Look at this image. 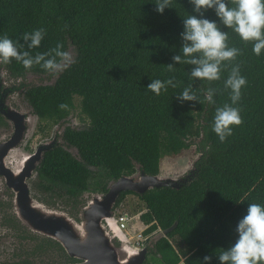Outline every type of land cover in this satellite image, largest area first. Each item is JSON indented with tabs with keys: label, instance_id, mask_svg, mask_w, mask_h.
<instances>
[{
	"label": "trees",
	"instance_id": "1",
	"mask_svg": "<svg viewBox=\"0 0 264 264\" xmlns=\"http://www.w3.org/2000/svg\"><path fill=\"white\" fill-rule=\"evenodd\" d=\"M193 8L189 0H172L161 15L155 10V0H0V36L18 40L28 51L20 36L43 28L45 39L40 48L31 50L33 57L51 52L57 44L67 53L69 46L75 50L74 62L56 75L40 66L26 71L15 60L4 65L15 78L28 72L55 78L24 92L38 118V131L65 123L76 105L88 120L80 129L65 127L61 138L66 147L55 145L44 153L32 181L39 192L34 198L55 209L58 205L53 199H58L77 218L86 205L85 193L108 190L106 182H96L91 189L96 170L105 171L111 181L136 171L156 176L164 156L196 147L199 157L179 188L124 192L116 202L115 208L128 195L141 201L136 211H142L145 235L177 223L150 249L145 264H204L205 257H209L208 264H220V252L238 239L236 228L249 204H264V55H253L252 44L242 43L224 27L214 10H201L199 18L217 23L228 34L229 46L240 49L241 55L224 65L219 81L191 78L196 66L175 63L173 58L183 59L184 20L198 15ZM237 64L247 85L233 107L240 109L243 122L220 143L211 130L212 121L216 108L231 104L224 81ZM157 79L172 82L160 96L147 91ZM189 88L196 99L181 100V93ZM209 88L215 92L213 104L205 99ZM4 125L0 115V127ZM67 148H75L76 155ZM8 195L9 201H0V223L6 220L17 236L36 240L19 223L13 193ZM54 249L57 262L39 259ZM25 252L27 257L38 258L37 264L69 260L61 245L50 238L40 239L33 250ZM149 256L156 261L148 262Z\"/></svg>",
	"mask_w": 264,
	"mask_h": 264
},
{
	"label": "clouds",
	"instance_id": "2",
	"mask_svg": "<svg viewBox=\"0 0 264 264\" xmlns=\"http://www.w3.org/2000/svg\"><path fill=\"white\" fill-rule=\"evenodd\" d=\"M155 2L156 12L162 15L172 0H155ZM189 2L198 15H190L184 20V32L181 36L185 41L182 47L183 59L181 56L173 59L175 63L196 66L191 72V78L209 83L219 81L224 65L235 62L241 55L240 49L229 46L228 34L220 31L217 23L199 18L203 16L201 10H214L217 19L224 27L237 35L242 43L252 44L253 55L256 57L264 55V0H227V2L226 0H189ZM45 36L46 32L43 28L23 33L19 39L27 44L28 51H24V46L20 45L18 40L0 36V65H9L15 60L26 71L32 70L35 66H40L44 72L52 75L65 71L74 61L63 50L62 44H57L51 52L38 53L35 57L31 55V50L41 47ZM172 70L169 66L168 71ZM171 83L157 79L148 85L147 91L160 96L166 91L167 84ZM246 85L247 81L241 75L239 65L233 66L224 81V88L230 90L231 104L216 108L212 121L211 130L220 143L231 137L233 128L239 127L243 122L240 109L233 105H237L241 100V90ZM190 91V88L185 89L179 98L183 101L196 99L189 94ZM214 95V90L209 88L205 96L209 104L214 103ZM236 233L238 239L235 243L228 250L220 252V264H264V204H249L247 214L237 225ZM208 262L209 257H205L204 264Z\"/></svg>",
	"mask_w": 264,
	"mask_h": 264
},
{
	"label": "water",
	"instance_id": "3",
	"mask_svg": "<svg viewBox=\"0 0 264 264\" xmlns=\"http://www.w3.org/2000/svg\"><path fill=\"white\" fill-rule=\"evenodd\" d=\"M2 105L0 100V106ZM0 115L12 124L13 129L10 137L0 143V177L13 193L15 215L31 231L58 241L70 257L83 260L78 264H145L154 244L177 226V223H174L171 227L161 230L153 241L138 248L115 227L114 208L119 196L124 192L144 194L150 189L164 186L179 188L181 183L187 181L184 177L166 178L147 175L144 172L122 176L110 183L106 193H91L90 199L80 212V223L60 210L45 206L33 197L29 180L37 176L36 168L44 153L56 143L51 140L38 146L35 151L19 156L17 147L24 141L28 126L32 124L34 117L7 105L0 107ZM75 151L77 153L76 149Z\"/></svg>",
	"mask_w": 264,
	"mask_h": 264
},
{
	"label": "rangeland",
	"instance_id": "4",
	"mask_svg": "<svg viewBox=\"0 0 264 264\" xmlns=\"http://www.w3.org/2000/svg\"><path fill=\"white\" fill-rule=\"evenodd\" d=\"M68 54L74 58L75 50L72 46L68 49ZM54 77H51L50 79H46V77L39 76L34 73L28 72L27 75L23 79H16L11 78L8 74V71L0 65V96L1 98H5L4 102L5 104L14 110H17L19 112L25 113L27 115L31 114L32 117V124L28 126V130L26 132V137L24 138V141L20 146H18V153L19 156L26 153H30L32 151H35L36 148L42 144L48 143L53 138H56L58 141V144L60 143L62 146L66 147L62 138H61V131L65 128V126H70L72 128H81L83 126H87L88 120L81 115L80 113V107L79 105H76V110L72 113V115L69 117V119L64 124L65 126H61V124L53 125L52 127H49L45 132H39L38 131V119L36 116H34L31 112V108L28 105L27 101L24 97L25 89L29 86H33L36 84H48L52 83L54 81ZM20 82V83H19ZM12 88H17L15 91H11ZM78 104V102H77ZM7 126L5 128L0 129V142L2 140H6L5 138L9 137L13 131L12 124L8 121H6ZM86 123V124H85ZM73 155H76V151L74 148H67ZM199 157V154L196 150L195 146L190 147L188 150H184L180 154L177 155H168L164 156L161 161V171L160 176L162 177H170V178H180L184 177L188 171L193 167L194 162ZM95 170V169H93ZM139 170V169H138ZM140 171H136L135 173H139ZM36 177V176H35ZM31 178L29 180L30 188L32 195L33 194H39L36 189L34 190V186L32 184V181L35 179ZM94 179V180H93ZM91 182V189L95 188V183L99 182L100 184H104L105 182L110 185L112 182L109 180L106 176V172L103 170H96L94 172V177ZM0 183H3V179L0 178ZM98 191L90 190L88 193H85L82 197L85 203L90 199L91 193H97ZM34 196V195H33ZM86 196V197H85ZM58 205L57 210H60L61 212L65 213L68 217H72L69 213V208H65V206L62 201L58 199H53ZM142 206L141 201L134 195H128L123 202L120 203V205L117 208H114V210L120 211V212H127L130 216H132V222L133 228H131V225L128 224L127 228L123 233H130L134 237V240L136 239V234L134 233L133 229L140 228L142 230H145L147 228V225L143 224L140 220V215L142 211L137 212L136 210H139V207ZM15 214V213H14ZM19 220V219H18ZM81 222V220H80ZM78 222V223H80ZM19 223L27 230V235L34 236L37 239L32 241L30 244L27 242V247L25 251L33 250L36 244L39 242L40 239L45 240L46 236L38 234L36 232L31 231L29 228H27L25 225H23L20 221ZM139 229V231H140ZM161 230H158L154 234L147 235V243L149 244L151 241H153L156 236L160 234ZM23 249H20L22 251ZM57 256V254H56ZM58 258V256H57ZM54 261H58L55 260ZM156 261V258L153 256L148 257V262Z\"/></svg>",
	"mask_w": 264,
	"mask_h": 264
},
{
	"label": "flooded vegetation",
	"instance_id": "5",
	"mask_svg": "<svg viewBox=\"0 0 264 264\" xmlns=\"http://www.w3.org/2000/svg\"><path fill=\"white\" fill-rule=\"evenodd\" d=\"M2 66L4 67V65H2ZM10 77L11 78H15V77H12L11 75H10ZM23 78L24 77H17L16 79H23ZM16 89L17 88H12L11 91H15ZM4 99H5L4 97L1 98V96H0V100L3 102V105L0 106V107H3V108L6 106V104L4 102ZM31 110H32V108H31ZM4 121H5V125L1 126L0 129L1 128H5V126H7V123H6L5 119H4ZM65 123L62 122L61 126L62 125L65 126L64 125ZM64 129L61 131V135H62V132L64 131ZM9 137H7L5 139L7 140ZM53 140L55 141L56 145H61L60 143L58 144V141H57L56 138H53ZM3 141H5V140H2V142ZM1 185H4V186H1ZM10 191L11 190L7 187V185H6V183L4 182V179H3V183H0V201H2V200H4V201L8 200L9 201L8 193H10ZM33 195H35V194H33ZM44 205L47 206L46 204H44ZM5 211L8 212V209L6 208ZM80 212H81V210H80ZM2 218L3 217L0 216V221H1ZM70 218L74 219L76 222H80V219H81L80 213L78 214L77 218H75L74 216H72ZM9 226H10V224L7 223L6 220L3 222V224L0 223V264H27V263L37 264V263H39V259H43V258H45V259L50 258L48 260H51L52 262H53V260H55V258H56V260L59 259L56 256V254L58 255L56 249H54V251L50 250V252L44 253L42 256H40L39 259L38 258L27 257V252H25L26 247H27V242H29L31 244L32 240L29 239V238L25 239V237H22V236H17L15 231L13 232L12 228L9 227ZM11 233H13V234H11ZM52 241L57 242L58 244H60L58 241H56L54 239H52ZM115 242H116V244L119 243L117 239H116ZM20 249H23V250L20 251ZM65 253H66V251H65ZM68 257H69V260H68V262H66V264H78V263L83 262V260H80L78 258H73V257H70L69 255H68Z\"/></svg>",
	"mask_w": 264,
	"mask_h": 264
},
{
	"label": "built area",
	"instance_id": "6",
	"mask_svg": "<svg viewBox=\"0 0 264 264\" xmlns=\"http://www.w3.org/2000/svg\"><path fill=\"white\" fill-rule=\"evenodd\" d=\"M132 216H130L127 212L123 213L120 211L115 212V219H114V225L115 227L120 231H125L128 224L131 225V228H133V225L131 224ZM140 228L133 229L134 233L136 234V239L134 240V237L130 235V233H125V236L128 238V240L138 248H141L146 245L147 243V235L144 234V231Z\"/></svg>",
	"mask_w": 264,
	"mask_h": 264
},
{
	"label": "bare ground",
	"instance_id": "7",
	"mask_svg": "<svg viewBox=\"0 0 264 264\" xmlns=\"http://www.w3.org/2000/svg\"><path fill=\"white\" fill-rule=\"evenodd\" d=\"M80 232V231H79ZM79 232H77L79 235H82L81 233H79ZM116 234H117V232H116ZM119 234V233H118Z\"/></svg>",
	"mask_w": 264,
	"mask_h": 264
}]
</instances>
